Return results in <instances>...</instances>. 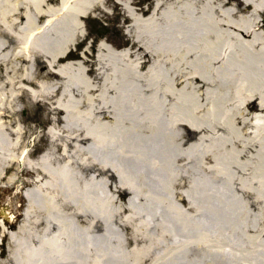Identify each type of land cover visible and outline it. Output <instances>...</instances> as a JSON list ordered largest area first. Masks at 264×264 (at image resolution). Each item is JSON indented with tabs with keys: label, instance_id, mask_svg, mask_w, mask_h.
<instances>
[{
	"label": "bare ground",
	"instance_id": "1",
	"mask_svg": "<svg viewBox=\"0 0 264 264\" xmlns=\"http://www.w3.org/2000/svg\"><path fill=\"white\" fill-rule=\"evenodd\" d=\"M191 1L197 2L200 6L196 13L194 9L185 12L188 14L185 15L189 18L190 26L183 31L185 32L182 33L183 39L171 40L170 46L163 45L165 43L158 44V36L154 33L153 26L148 24L146 28H150L151 37H148V43L139 45L145 53L142 56L137 50L132 57L133 67L141 66L138 70L141 75L139 78L144 81L146 77L152 79L150 85L146 83L152 86L153 96L148 92L150 96L146 95L144 100L142 99L145 101L144 104H148L150 108L154 107L152 111L144 106L145 112L134 121L131 111L128 119L121 116L118 104L109 122L107 119H101L103 116L101 107L95 105L102 94L93 99L90 97L86 104L83 102L84 109L78 106L75 102L77 98L72 96L67 98V105L62 106L70 109L67 113L69 119L64 126L75 141L79 140V137L74 134V130L81 128L82 134L88 133L90 136L88 138L100 143L102 140L105 145L102 146L103 151H99L96 156H93L96 153L94 151L84 155L75 152L72 158L76 157L80 165L84 164L88 168V163L94 161L92 159L94 157L101 169L110 168L118 180L125 184L121 187L128 189V198L116 195L114 191L117 192V188L114 186L113 193H107L106 185L101 182L97 188L101 189L100 194L108 196L99 200L100 202L94 203L90 197L87 201L72 198L67 194L69 191H66V188L63 190L61 185L66 179L69 181L67 173L71 176L77 172L73 166L79 164L75 163L76 161H67L70 160L68 158H64L63 162L54 158L53 161L47 160L43 158L44 155L38 159L39 161L30 160L26 151H21L17 155L16 147L19 146L21 131L15 134L10 127H5L8 111L0 106V185L6 186L7 182L12 183L17 178L15 173L9 175L3 173L5 167L11 166L9 164L11 162L19 164L22 161L26 167L33 169L32 175L26 179L28 182L34 181L33 185L26 186L23 190L22 196L27 201V206L25 205L26 208L24 207L18 214L22 216L24 224L18 225L14 232L8 231L5 225L0 227V239L5 235L10 245L9 248L5 246V251L3 249V253L0 254V264L6 261L1 259L4 253L5 256L10 255L8 260L12 264H48V261L58 259H72L74 264H83L87 261L92 263L88 258L109 256L107 249L113 247L116 250L112 253L120 255V262L122 254H125L129 260L134 261L133 264H141L143 255L140 256V253L155 251L153 248L155 244L164 248L159 249L163 252L158 253L155 259L159 264H264V159H261L264 157V0H239L243 12L239 6L228 0L217 4L216 0ZM84 2L89 3L88 8H82L85 7ZM99 2L100 0H0V26L9 29L11 25L22 21V25L26 26V32L23 31L24 26L18 27L17 30L26 33L28 40L33 42L53 22L68 19L67 14L72 13L76 17L74 21H79L81 19L79 15L87 14L84 10L92 9V6L95 8ZM153 4V9L146 19H159V16H155L159 15L158 9L164 5V0H155ZM179 9L181 13L185 10L183 6ZM131 15L134 18L138 17L133 11ZM13 35L16 36L17 33ZM0 39L5 40L3 37ZM123 51L125 52H121L122 54L126 53L127 49ZM146 54L149 63L143 58ZM115 61L112 60L110 68L115 66ZM83 62L82 60V65ZM71 64L63 63L60 69L55 70L59 77H66L60 70L70 69ZM129 65L132 67V62H129ZM89 70L90 68L84 71L86 75L91 76ZM108 74L112 73L108 71ZM106 75L107 73L103 75L104 81L107 82L105 87L111 85ZM5 79L6 77L2 82ZM105 87H101L100 90L107 91ZM85 89H92L89 83L85 84ZM105 99L106 97L104 101ZM141 106L142 103H139L137 108L141 109ZM247 119L253 121L254 129L247 127L245 122ZM87 120L93 124L92 128L91 125L88 128L84 124ZM96 124L98 128H95ZM114 125L115 128H112ZM126 126H134L130 131L128 143L127 135L120 133ZM102 127L104 132L97 134L96 131ZM13 129L18 131L17 128ZM113 129L118 131L116 136L112 134ZM91 131L92 133H89ZM239 131L242 133H238ZM203 132L213 134L206 138ZM244 132L247 134L245 138ZM144 133L148 136L143 137ZM238 136L240 139L244 138L238 144V148L246 151L248 147L255 146V149L259 147L261 158L256 156L258 174L249 163H246L250 161L248 155L252 159L255 158L253 157L255 151L251 148H248L247 154L245 152V158L237 154L239 163L235 164L226 163L229 161L227 155L230 156V153L216 151L212 154L208 151L209 139L214 145H218L219 142L230 144L234 138L239 142ZM145 143L150 147L141 146ZM79 147L77 145L76 150ZM114 149H117L115 153L112 152ZM152 149L157 153V171L161 170L165 175L168 169L177 170L172 185L161 184L165 192L159 193L161 188L154 183L160 182V179L151 177L149 173L153 172L149 171L147 168L149 165L145 164L146 155L153 157L149 153ZM118 162L127 165L126 172H119ZM72 163L75 165L69 167ZM132 163H138L139 167L130 175L133 167L129 165ZM198 166L202 171L210 169L218 172L219 176L215 178V182L217 181L219 185L229 182L228 179L222 182L220 178L224 177L220 173L233 172L235 181L232 180V184L236 186L231 188L232 184H226L227 189L223 192L226 194L225 197H219L221 200L213 199L211 193L195 194L194 191L198 190L196 186L201 183L199 177L194 175L196 171L201 172ZM39 172L44 173L41 174L42 180L39 179ZM139 174L141 177H138ZM91 175L92 173H89V176ZM3 176L7 178L6 182L1 181ZM81 181L85 188L90 186L89 181ZM124 181L130 182V185ZM137 181L147 182L148 188L140 189ZM246 182L251 185L249 189H246ZM132 184L137 187H133ZM201 184L200 188L203 190L210 188L208 183ZM23 188L19 187L20 190ZM182 188L190 189L192 193H184ZM173 192L178 194L175 195ZM141 194H144L145 199L140 203L152 204L150 209L140 206ZM117 198L124 200L117 202L115 201ZM108 201H111V204L114 201L117 207L109 210ZM192 202L199 204L201 209H204V204L207 205L203 212L196 213L198 210L194 208ZM67 203L72 205V209L64 210ZM74 203H79L77 209L73 207ZM239 203L243 205L238 206ZM124 204L127 206H122ZM37 209L40 212H37ZM1 213L2 223L7 220L14 221L15 215L10 219L5 212ZM118 213L123 220L118 219V223H131V220L136 219L139 224L151 227L160 221L159 234L156 236L153 231L152 233L148 231L146 237L150 240L143 247L136 244L129 248L125 247L121 243V232H116L117 224L113 226L111 224V229L110 221L108 224L106 222L108 215ZM88 214L89 218L84 219L83 216ZM221 215H227L232 219L223 220L220 224L229 223L227 226L222 225L218 233L217 228H214L216 226L213 217H222ZM240 215L244 219L239 221L237 217ZM69 217L73 220L70 221ZM163 219L166 222L163 223L161 221ZM30 222H35L39 230L25 228ZM99 222L102 228L97 229L95 225ZM136 225L133 223L130 228L132 232L138 231ZM241 231H244L241 243L232 244L231 235H238ZM36 234L34 242L28 240ZM117 234L119 235L115 236ZM163 238L168 242L167 245L163 244ZM66 249L73 251L67 252ZM67 255L70 257L67 258ZM103 258L105 257H101ZM103 262L106 260L103 259Z\"/></svg>",
	"mask_w": 264,
	"mask_h": 264
},
{
	"label": "rangeland",
	"instance_id": "2",
	"mask_svg": "<svg viewBox=\"0 0 264 264\" xmlns=\"http://www.w3.org/2000/svg\"><path fill=\"white\" fill-rule=\"evenodd\" d=\"M154 1L155 0H100V2L95 5V8L94 6H92V9L84 10L85 12H87V14L85 16L79 15L81 16V19L79 21H74V18L76 17H74L73 13L67 14L68 19L63 18L53 22L49 27H47V29H45L43 34L40 35L41 38L37 37V39L33 40V42H30V40H28L26 33L17 30L18 27L24 26L23 31L26 32V26L22 25V21L11 25L9 29L6 27L2 28L0 26V38L3 37L5 39L4 41L0 39V44H2V47L0 48V106H2L4 110L8 111V116H6L8 118L5 117V123L7 124L5 125V127H10L15 134L21 131L20 141L18 144L19 146L16 147L17 155L20 154L19 152L21 151H26L27 154H29L28 157L30 160L33 159L39 161L38 159H41V156L44 155L43 158L47 160H52L54 158L58 161L63 162L64 158H68L70 160L67 161H76L75 163H78L77 159H75L76 157L72 158L75 152H77V154L80 153L81 155H84L87 152L94 151L96 153H94L93 156H96L99 151H103L104 148H102V146L105 147V145L102 140L100 143L92 138H88L90 137L87 135L88 133L82 134V129L76 128L74 130V134L79 137V140H76V142L75 138H72L71 135H69V132L65 129L64 124L69 119V114L67 113L70 112V109L67 110V108H64L62 106L67 105V98L71 96L72 98H77L75 99V102L78 104V106L81 107V109H84V103H88V99H90V97L93 99L102 94V96L98 98V101L95 105L101 107V114H103L101 119H107L109 120V122L112 120L114 116L113 111L118 107V104H120L118 111L121 112V116L125 118L127 116L129 117V111H131V116L134 118V121L135 119H137V117H140L145 112L144 106L148 107V109H151V111L154 109V107L150 108L148 104H144L145 101H143L146 95L153 96L152 86H149L152 82V79L150 77H146V80L144 81L139 78V76L141 75H139L138 70L141 69V66L138 68H136L135 66L133 67L132 57L135 56V52L137 50L142 53V56L145 53L143 48H141L139 45L148 43V37H151L150 28H146L148 24L153 26V29L155 31L154 33H156V35L158 36V44L165 43L163 45L170 46L172 42L171 40L176 39L177 41H180L181 39H183L182 33L185 34V32L183 31L187 26H190L189 18L185 15L187 14L185 12H190L191 9H194V12L196 13L197 8H199L200 6L199 4L197 5V2L195 3L191 0H164V5L158 9L159 15L156 14L155 16H159V19H146V16L148 17V14L153 9ZM216 1L217 2L215 3L217 4L218 2H226L227 0ZM228 1L233 2L234 4L239 6V9L242 11V3L239 2V0ZM84 4L85 7L82 8H88L89 3L84 2ZM80 5L81 3L79 4L78 8H80ZM182 6L185 8V10L181 13L179 8H182ZM132 11L135 12L138 17L134 18L127 14H132ZM132 21L133 23L131 24ZM197 22L198 20L195 21V23ZM158 32L160 33L158 34ZM172 32L174 33V35H172ZM13 33H17L18 36L13 35ZM101 42L104 44H101ZM123 42L127 45L129 44V49L126 53L122 54L121 52L125 51H118V49L124 48ZM75 43L77 44V50L74 52V55L77 56L76 58H78V60H70V62L72 63L70 69L61 68L60 71H62L64 73V76L66 77H59V74L54 71L53 67L55 65L57 67H60V65H62V63L59 64L57 60L59 59V57H63L64 55L61 54L64 53L67 48L70 49L71 46H74ZM116 45L119 46L117 47ZM143 58L145 60L147 59L149 63L148 54H146V56ZM113 59L116 60L115 66H112V68H110ZM80 60L84 61V65L81 64ZM70 62L68 63L70 64ZM129 62H132V67L129 65ZM51 66L52 68H50ZM88 68H90L89 71H91V76L86 75V71H84ZM108 71L112 74H108ZM23 73H27V75ZM104 73H107L106 78L110 79L109 81H111L110 86L105 87L107 82L104 81ZM5 77L6 79L4 81L7 84L4 83V81L2 82ZM146 82L149 83V85H147ZM87 83L90 84V87L93 90L85 89V84ZM101 87H105L107 91L100 90ZM148 92L150 93V95H148ZM104 97H106L105 101ZM139 103H142L141 109L137 108ZM179 106L181 107V105ZM249 106L252 108L251 104ZM128 117L126 119H128ZM15 120H17V122H14ZM245 122L248 125L247 127H249L250 129H254L252 120L250 121V119H247V121ZM132 123L135 122L132 121ZM84 124L88 128H90L89 125H91V128L93 125L91 124L90 120L85 121ZM98 127L99 126L96 124L95 128ZM133 127L134 126H126V128L120 132L121 134L127 135V143L129 142L130 131L133 130ZM13 128H17L18 131ZM112 128H115V125L112 126ZM99 132H104V128L102 127L98 131H96L97 134H99ZM240 132L241 131H239L238 133ZM89 133H92V131ZM117 133V130H112V134H114L115 136ZM212 134L213 133L211 132H203V135L206 138L211 137ZM90 135L93 136V134ZM246 135L247 134L244 132L243 137L245 138ZM146 136L148 135L144 133L143 137ZM244 138L242 139L244 140ZM238 139H240L239 136ZM242 139L237 142L234 138V141H231L232 143L230 142V144L226 142H219L218 145L211 144V139H209L207 148L208 151L212 154L216 153V151H224V154L230 153V156H233V158L234 156H236V158L232 159L229 155H227L229 161H226V163L234 164L239 163L237 157L238 155H242V157L245 158V152L247 154L248 148H251L252 151H255V155L253 156L255 158L252 159V157L250 158V156L248 155L250 161L246 163H249L250 167H252V169L256 171V174H258L256 156L258 158H261L258 149L259 147H257L256 149L255 146L248 147L246 148V151L241 147L238 148V144L242 142ZM77 145H79L80 147L76 150ZM141 146L145 148L150 147V145L148 146V144L146 143L144 145L141 144ZM116 150L117 149H114L112 150V152L115 153ZM149 153L153 157L151 158L150 155H146L145 164L149 165L147 166L149 171L151 170L153 173H155H149V175L156 179H160V182L157 181L154 183V185L161 188L159 189V193L165 192L161 184L169 186L172 185L173 178L176 175L174 173H176L177 170L168 169L169 171L165 175L162 174L163 171H157V153H155L153 149ZM219 155L222 156V154ZM224 158H226V155H224ZM92 159L94 161L88 163V168H86L84 164L80 165V163H78L79 165H75V163L70 164L69 167L75 165L73 166V168L77 170V172L75 171V173L71 176L67 173L66 176L69 178V181L68 179L63 181V185H61V188L63 190H65L66 188V191H69V193L67 194L71 195V197L74 199L77 198L80 199V201H87V198L90 197L95 201L94 203H98L100 202L99 200L104 199L108 196L105 194H100L101 189L97 188V185H99L101 182L106 185L104 186L107 187V193H113L112 186H114L117 188V192L114 191L116 195L119 194L120 196H123L124 199L128 198V189L121 187L125 184L118 180L117 176H115V173L111 171L110 168L101 169L98 166L96 159H94V157H92ZM261 159H264V157H262ZM69 163L70 162H68V164ZM9 164L11 166L5 167L3 173H5V175L15 173L17 178L12 183L7 182L6 186L0 185V213L3 211L6 213V215H10V217H13V214L15 215L14 221H8L6 227L8 231L14 232V230L17 229L18 225L24 224L22 222V216L18 214L19 211L21 212L23 210L25 205L27 206V201H25L24 196H22L23 190H25L26 186L28 187L33 185L34 181L31 180L30 182H28V179H26L28 176L30 177V175H32L33 169H29L28 167H26L25 163L21 161L19 164L16 162H11ZM117 165L119 166V168L117 167L119 169V172H126V164L118 162ZM129 166L133 167V170L130 172V175H132L134 171H136L137 167H139V164L132 163ZM198 169L201 172L196 171L194 175L199 177L201 183H208L210 188L208 187L203 190V188H200V185L202 184L199 183V185L196 186V189L198 190L194 191V193L197 195L211 193L213 199L218 198L219 200H221L219 197H223L226 194L223 193L227 189L226 184H232V180L235 181V179L233 178L235 174L233 172L224 171L223 173H220L224 177L220 178V180L222 182H225V179H228L229 182L227 181L225 185H219L216 183L217 181L215 182V178L219 176L218 172L211 171L210 169H203L202 171V168H200L199 166ZM78 170H80V172ZM89 173H92V175L89 176ZM41 174L43 175L44 173L39 172L40 178L39 176L37 177L40 180H42ZM139 176L141 177L140 174L138 175V177ZM1 178L3 179L1 181L6 182V176H3ZM81 180L89 181L90 186H88V188H85V186L82 185ZM143 181H137L139 184L138 186L140 187V189H147V182L143 183ZM124 182L127 183L128 181ZM117 183L119 184L117 185ZM128 185H130V182H128ZM245 185H247L246 189H249V187H251L249 182H246ZM22 186L24 188L20 190L19 187ZM132 186L137 187L133 184ZM234 186L236 185L232 184L231 188H233ZM257 186L259 187V185H255V187ZM198 187L200 188L201 192ZM182 192L192 193L190 189L184 188H182ZM173 194L176 195L178 194V192H173ZM153 196L155 195L153 194ZM124 199L117 198L115 201L119 202L120 200ZM144 199V194H141L139 203ZM223 203L226 202L223 201ZM115 204L116 203L114 201L113 204H111V201H108L109 210L117 207L115 206ZM192 204L195 205L194 208L198 210L196 211V213L203 212L202 210H204L207 205L204 204V209H201L200 205L196 204V202H192ZM141 205L145 209H150L152 204L143 202L140 203V206ZM240 205L243 204L239 203L238 206ZM122 206L125 207L127 206V204H124ZM73 207L77 209V207H79V203H74ZM69 208L72 209V205L67 203L64 210H69ZM37 212L40 211L38 210ZM66 213H64L65 216ZM56 214L57 213H54V215ZM89 216L90 214L84 215L83 217L84 219H88ZM221 216L222 217H213V223L216 226L214 228H217L216 231L218 233L220 232V230L218 229L222 225L227 226L229 222L223 224L220 223H222L223 220L227 221L232 219L229 216L227 217V215ZM118 219H121V214L119 215V213L116 215H108L106 222L108 224V221H110V228L111 224L112 226L114 224H117L118 229L116 232H121V243L127 248L132 247V245L134 244L143 247V245L150 240L149 237H146L147 232L150 231L152 233L153 231L154 235L157 236L161 228L159 224L160 221H157V225L154 224L153 226L150 225L151 227H147L144 226V224H139L136 219L131 218L133 219L131 221L137 224L135 228L138 229V231L132 232L133 230L130 229L133 226L132 222L118 223ZM237 219H239L240 221L243 220L244 217L240 215L237 217ZM69 220L72 221L73 218L69 217ZM161 221H163V223L166 222L165 219ZM95 226L97 229L102 228L100 222ZM25 228H29L30 230L34 231L39 230V226L37 227L35 222L27 223ZM22 234L24 235L25 233ZM118 235L119 234L115 236ZM233 235H231V239L233 240L232 244L241 243V239L244 236V231L239 232L238 235ZM36 236L37 234L35 236L33 235L29 237L28 240L34 242ZM6 239L7 237L4 235L1 242L2 246L0 247V252L2 253L3 249L5 251V246L7 248L10 247ZM126 244L128 246H126ZM163 244H168V242L164 238ZM67 245H69V243ZM153 248L155 249V251L140 253V256L143 255V257L141 258V264H159V261L157 262L155 259L158 253L163 252L159 251V249L164 248L159 246V244H155ZM107 250L109 251V256H100L97 259H94L95 257H90L88 259L92 263H89L87 261L83 264L134 263V261L129 260V257H127L125 254H122V260L120 262V255H117V253L116 255L112 253L116 250L115 247H113V249L110 248ZM68 251H73V249L67 250V252ZM68 255L67 258L70 257ZM6 256L5 253L2 255L1 259L6 260L2 262V264H12L11 261L8 260L10 255L8 254ZM101 257H105L103 259H105L106 262H103V259H101ZM115 260L119 262H116ZM48 262V264H74L72 263V259H58L57 261Z\"/></svg>",
	"mask_w": 264,
	"mask_h": 264
}]
</instances>
